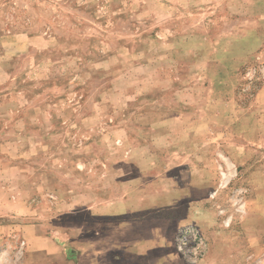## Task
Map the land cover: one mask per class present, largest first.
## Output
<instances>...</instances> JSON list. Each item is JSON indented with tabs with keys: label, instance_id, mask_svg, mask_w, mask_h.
I'll list each match as a JSON object with an SVG mask.
<instances>
[{
	"label": "rangeland",
	"instance_id": "1",
	"mask_svg": "<svg viewBox=\"0 0 264 264\" xmlns=\"http://www.w3.org/2000/svg\"><path fill=\"white\" fill-rule=\"evenodd\" d=\"M0 238L264 264V0H0Z\"/></svg>",
	"mask_w": 264,
	"mask_h": 264
},
{
	"label": "crops",
	"instance_id": "2",
	"mask_svg": "<svg viewBox=\"0 0 264 264\" xmlns=\"http://www.w3.org/2000/svg\"><path fill=\"white\" fill-rule=\"evenodd\" d=\"M126 239H127V237H126ZM28 240H29L28 244H30V246L33 247L34 243H35L34 239H28ZM1 241L2 240L0 238V244H1ZM43 248H46L50 254H57V253L61 252L60 245H55V243L52 241L47 243V245H45V247H39L35 251H37V250L41 251V250H43ZM130 248H131V244L127 243V242H122L121 244H119L117 249L115 246L114 256L111 259V262H112L111 264H133V259H128V258H131L134 256V254L130 253V252H132L130 250ZM155 252L153 254H151L150 252L146 253V251H144L142 253H140L139 251H135V255L143 256V258L138 261V264H164V262H166V260L169 258L167 255H165L164 251L161 249H160V251L157 252V254ZM125 255H127V256L133 255V256H128V258H127V257H125ZM79 259H80V262H83L82 256H80ZM87 262H89L90 264H93L94 259L90 258L89 260H87ZM95 263L97 264L98 261L95 260ZM63 264H74V263L72 261H64Z\"/></svg>",
	"mask_w": 264,
	"mask_h": 264
}]
</instances>
